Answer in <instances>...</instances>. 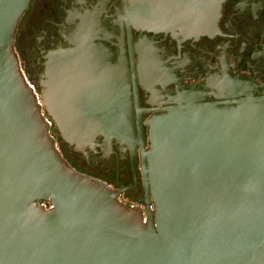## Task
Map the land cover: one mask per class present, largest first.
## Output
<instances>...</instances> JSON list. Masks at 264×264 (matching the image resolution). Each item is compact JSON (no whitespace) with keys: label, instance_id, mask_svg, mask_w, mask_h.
<instances>
[{"label":"water","instance_id":"obj_1","mask_svg":"<svg viewBox=\"0 0 264 264\" xmlns=\"http://www.w3.org/2000/svg\"><path fill=\"white\" fill-rule=\"evenodd\" d=\"M29 2L0 0V264H264V98L218 104L182 92L147 121L146 149L126 76L82 31L49 52L38 99L13 50ZM223 2L132 0L131 21L198 37L216 31ZM42 107L74 151L98 137L131 157L139 146L145 218L118 201L127 187L64 160Z\"/></svg>","mask_w":264,"mask_h":264},{"label":"flooded vegetation","instance_id":"obj_2","mask_svg":"<svg viewBox=\"0 0 264 264\" xmlns=\"http://www.w3.org/2000/svg\"><path fill=\"white\" fill-rule=\"evenodd\" d=\"M132 13V0H30L13 42L24 78L40 96L49 52L71 48L77 31L92 36L104 46L101 57L127 78L134 136L138 139L140 134L146 149L147 121L172 106L182 92L218 104L246 94L264 98V0H224L216 31L198 37L135 27ZM42 110L64 160L99 170L102 182L112 190L127 187L119 192L118 201L141 210L145 218L139 146L131 157L126 144L112 139L108 147L98 137L85 153L74 151Z\"/></svg>","mask_w":264,"mask_h":264},{"label":"rangeland","instance_id":"obj_3","mask_svg":"<svg viewBox=\"0 0 264 264\" xmlns=\"http://www.w3.org/2000/svg\"><path fill=\"white\" fill-rule=\"evenodd\" d=\"M28 82L30 83L31 81L30 80H28ZM36 95L38 96V93H36ZM39 97V96H38ZM39 99V98H38ZM42 113L44 114L45 112H44V110H42ZM45 115V114H44ZM58 144L60 143L59 142V140H57L56 141ZM57 143H56V145H57ZM71 167H73L74 168V166L75 167H77V169H75V170H77L78 172H81V173H83V174H87V175H91V176H93V177H95V178H97V179H99V180H101V181H103V180H105V178H104V174H102V172H100L99 170H95V169H93V168H90V167H88V166H85L83 163H79V164H74V166L70 163L69 164ZM43 205H45V207H48L49 206V204L48 203H45V202H43L42 203Z\"/></svg>","mask_w":264,"mask_h":264},{"label":"trees","instance_id":"obj_4","mask_svg":"<svg viewBox=\"0 0 264 264\" xmlns=\"http://www.w3.org/2000/svg\"><path fill=\"white\" fill-rule=\"evenodd\" d=\"M29 83V82H28ZM30 84V83H29ZM31 85V84H30Z\"/></svg>","mask_w":264,"mask_h":264}]
</instances>
